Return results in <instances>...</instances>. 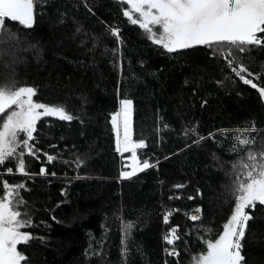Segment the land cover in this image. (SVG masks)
Listing matches in <instances>:
<instances>
[{"label":"trees","instance_id":"trees-1","mask_svg":"<svg viewBox=\"0 0 264 264\" xmlns=\"http://www.w3.org/2000/svg\"><path fill=\"white\" fill-rule=\"evenodd\" d=\"M87 2L95 15L82 0H48L43 5L36 0L34 24L20 32L22 46L37 44L41 58L36 59L31 50H21L23 59L15 66V79L37 90L34 101L63 102L69 112L83 119L81 123L42 117L33 134L38 141L36 147L51 155L61 153L68 160L75 159L72 152L87 153L88 158L76 170L60 160L49 164L42 155L40 160L25 156L29 172L38 173L44 160L47 171L56 172L55 177L37 175L30 179L15 173L14 162H6L13 167L11 174L0 166V195L3 182H24L29 190L22 191V195L33 212L34 226L22 230L44 237L43 241L32 239L18 245V250L26 256L27 264H124L120 254L124 220L135 223L127 240V264H165V260L168 264H177V260L179 264H190L192 256L205 246L194 233L185 236L186 226L201 222L210 225V238L215 239L230 214V204L225 202V185L229 182L225 172L236 154L229 152L231 131L225 137L218 130L243 129L252 121L257 129L264 130V101L257 89L238 77H234V83L229 80L218 86L217 80L223 79L220 65L224 60L221 58L219 65L209 63L206 49L197 46L176 56L143 38L142 30L123 16L126 4L117 0ZM74 3L79 7H73ZM60 12L68 16L63 24L56 22ZM106 25L119 27L123 46L105 34ZM77 26L80 33L76 32ZM10 27L16 31L19 26ZM94 36L100 37L95 49ZM8 47L0 43V49ZM106 47L119 49L117 59L122 69L114 67L112 53H105ZM9 58L0 52V81L9 76L10 69L5 67ZM243 63L250 72L260 74L258 79L247 77V73L245 76L264 86V50L253 48L243 55ZM223 71L229 73L227 67ZM125 94L133 101V139L146 141V147L137 150L138 158L159 163L119 180L121 160L126 154L119 155L115 150L110 121L118 109L117 96L124 98ZM80 97L86 102L82 104ZM202 101H206L203 107ZM165 123L168 128H164ZM189 124H198L200 134L206 137L199 145L180 134L181 128ZM209 132L216 134V142L207 138ZM251 135L256 136L259 147L264 131ZM50 144L56 148H50ZM212 153L225 161L223 169L212 161ZM175 184L184 187L177 189ZM61 189L66 195H61ZM169 196L180 199L169 200ZM165 207L179 210L172 213L167 225L163 220ZM197 207L202 210V220H188L185 213L196 214L193 210ZM248 211L254 219L249 221L241 252L246 264H264V206ZM174 225H179L181 237L174 241L178 257L164 254L165 247H173L166 244L164 235ZM86 249L99 254L86 258Z\"/></svg>","mask_w":264,"mask_h":264},{"label":"snow or ice","instance_id":"snow-or-ice-1","mask_svg":"<svg viewBox=\"0 0 264 264\" xmlns=\"http://www.w3.org/2000/svg\"><path fill=\"white\" fill-rule=\"evenodd\" d=\"M83 6L93 15V7L87 0H82ZM121 5L122 14L130 24L137 25L142 30L143 38L151 41L164 50L165 53L184 55L182 50L194 49L197 46L206 49L205 59L211 63L215 61L219 65L221 58L224 65H220L223 79L217 80L218 86H224L226 81L235 82L234 77H238L245 85H251L257 89L259 97L264 101V86H258L252 78L258 79L259 73H252L243 63V55L250 54L253 48L264 50V0H117ZM36 0H0V43H7V49H0L3 54L9 55V60L5 61V67L10 69L9 76L4 81H0V166L11 174L13 167L7 166L6 162H14L15 173L28 178L35 176L55 177L56 172L49 173L44 166L45 161L41 160V167L38 173L29 172L26 165L25 156L41 159V155L46 158V162L51 164L60 160L62 163L75 166L78 170L85 164L88 158L87 153L80 154L72 152L70 155L75 159H64L61 153L51 155L36 147L37 137L33 134L38 131L37 121L42 117H55L60 121L80 120L81 116H74L67 110L63 102L53 104L42 103L33 100L37 90L32 86L20 85L15 79V66L23 59L19 55L20 51L31 50L36 59L41 58V52L37 44H27L22 46L23 38L20 35L22 29L32 28L34 24V9ZM46 4L48 0H40ZM78 8V4H73ZM68 18L67 13L60 12L57 18L58 24H63ZM10 24L18 25V29L13 31ZM76 32L80 33L81 28L76 27ZM105 34L115 38V42L123 46L120 29L117 26L106 25ZM100 39L98 36L92 37L93 49ZM111 52L114 67L122 66L117 59L118 48H105V53ZM122 56V53H120ZM143 63V62H141ZM227 67L229 73H224ZM247 73V78L245 76ZM189 83V81H185ZM195 95V89L193 90ZM81 103L86 102V98L80 97ZM118 109L111 114L112 132L116 137V152L131 153V171L122 170L120 178H128L135 173L145 169L156 167L159 161L151 163L148 158L140 159L137 155L138 149L146 147L145 139H133L132 129V108L133 101L117 96ZM206 101L201 102V107ZM82 110V109H81ZM159 120V117H158ZM169 125L164 124V128ZM157 134L160 128L155 129ZM231 131L232 144L229 152L236 154V159L230 162L229 169L225 175L229 182L225 185V202L230 204V214L226 222L222 225V231L218 232L215 239L210 238L212 227L201 223L186 226L185 236L194 233L196 239L205 247L199 254H194L190 264H246L242 255V240L246 237V229L249 221L254 219L248 209L254 210L257 205L264 206V137H260L259 147L257 138L251 133L259 135L260 130L255 126V122H250L245 128L232 130H218L221 136L227 137ZM247 133V135H245ZM180 134L187 140L192 139V143L199 145L206 139L199 132L198 124H189L181 128ZM84 133L81 132V136ZM216 142V134L209 132L208 137ZM61 139H64L62 136ZM159 139L157 143H159ZM56 148V145H49ZM75 145H73V148ZM185 147H189L185 143ZM168 157H165L167 159ZM211 159L219 169L224 168L223 161L216 153L211 154ZM68 182L67 173L64 174ZM75 178H79L78 176ZM51 181H49L50 183ZM174 188H183L182 184L173 185ZM29 190L24 182L10 184L7 181L2 184V195H0V264H27L26 256L18 250V245H26L32 239L44 240V237L34 236L30 231L22 230L34 226L33 212L27 207V201L22 195V191ZM197 194L201 190L197 189ZM61 195H66L61 189ZM180 199L179 196H169V200ZM192 200L191 195L188 196ZM59 206V205H57ZM46 211H51L46 209ZM179 211L165 207L163 210V220L167 225L173 212ZM196 214L185 213L188 220L200 222L202 216L201 208L194 210ZM55 220L56 217L52 216ZM45 226L46 222L41 221ZM103 228L104 225H101ZM135 223L121 220V257L124 264H127L129 249L127 240L132 234ZM179 225L170 226L164 235L167 245L165 247L166 256L178 257V249L174 246V241L181 237L178 232ZM188 245V241H184ZM85 257L98 255L85 250ZM165 264H168L165 260ZM177 264L179 261L177 260Z\"/></svg>","mask_w":264,"mask_h":264},{"label":"rangeland","instance_id":"rangeland-1","mask_svg":"<svg viewBox=\"0 0 264 264\" xmlns=\"http://www.w3.org/2000/svg\"><path fill=\"white\" fill-rule=\"evenodd\" d=\"M115 141H116V137H115ZM115 147H116V142H115ZM118 154L122 155V153L121 154L118 153ZM124 154H126V156L123 157L122 160H121V171L122 170L131 171V167H130V165H131V158H130L131 157V153L130 152H125ZM140 172H142V171H140ZM140 172L135 173L133 176L137 175ZM133 176H131V177H133ZM131 177L124 178V179H129ZM119 180H123V179H121L120 176H119Z\"/></svg>","mask_w":264,"mask_h":264},{"label":"built area","instance_id":"built-area-1","mask_svg":"<svg viewBox=\"0 0 264 264\" xmlns=\"http://www.w3.org/2000/svg\"><path fill=\"white\" fill-rule=\"evenodd\" d=\"M164 254H165V252H164Z\"/></svg>","mask_w":264,"mask_h":264},{"label":"water","instance_id":"water-1","mask_svg":"<svg viewBox=\"0 0 264 264\" xmlns=\"http://www.w3.org/2000/svg\"><path fill=\"white\" fill-rule=\"evenodd\" d=\"M121 154V153H120Z\"/></svg>","mask_w":264,"mask_h":264}]
</instances>
